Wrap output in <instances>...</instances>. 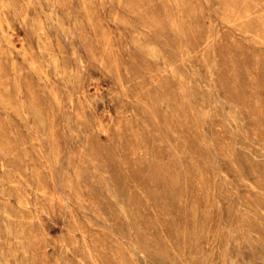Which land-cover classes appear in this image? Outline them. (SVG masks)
<instances>
[{"label": "rangeland", "instance_id": "obj_1", "mask_svg": "<svg viewBox=\"0 0 264 264\" xmlns=\"http://www.w3.org/2000/svg\"><path fill=\"white\" fill-rule=\"evenodd\" d=\"M0 264H264V0H0Z\"/></svg>", "mask_w": 264, "mask_h": 264}]
</instances>
